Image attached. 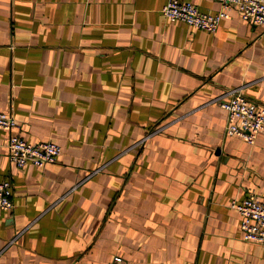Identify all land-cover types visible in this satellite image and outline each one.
<instances>
[{"label":"crops","instance_id":"crops-1","mask_svg":"<svg viewBox=\"0 0 264 264\" xmlns=\"http://www.w3.org/2000/svg\"><path fill=\"white\" fill-rule=\"evenodd\" d=\"M168 0H0V112L54 164L0 148V264H264L233 200L264 202V135H224L215 99L264 107V30L229 10L213 33ZM205 13L216 0H179Z\"/></svg>","mask_w":264,"mask_h":264},{"label":"built area","instance_id":"built-area-1","mask_svg":"<svg viewBox=\"0 0 264 264\" xmlns=\"http://www.w3.org/2000/svg\"><path fill=\"white\" fill-rule=\"evenodd\" d=\"M219 9L215 13L200 11L195 5L179 0H168L159 10L168 21H180L186 25L213 33L219 21L235 9L245 22L261 26L264 30V0H216ZM225 111L224 135L238 138L249 145L256 142L259 134L264 135V107L250 101L243 93V87L229 89L215 99ZM16 127L14 118L0 112V148L17 168L29 163L35 168L54 164L59 148L51 142L29 144L12 131ZM231 208L240 216L242 239L248 242L264 243V202L251 195L242 201L233 200ZM11 204V185L0 180V211H8ZM108 264H130L114 256Z\"/></svg>","mask_w":264,"mask_h":264}]
</instances>
